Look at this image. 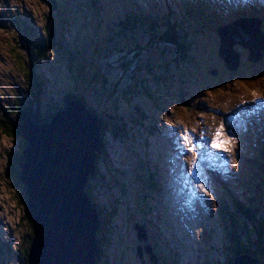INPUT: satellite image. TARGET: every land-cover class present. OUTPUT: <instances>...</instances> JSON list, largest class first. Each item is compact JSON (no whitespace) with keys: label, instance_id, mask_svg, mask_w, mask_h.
<instances>
[{"label":"rangeland","instance_id":"1","mask_svg":"<svg viewBox=\"0 0 264 264\" xmlns=\"http://www.w3.org/2000/svg\"><path fill=\"white\" fill-rule=\"evenodd\" d=\"M102 1L105 3L103 6L106 13L108 6L110 8L106 19H111L110 22L114 21L117 18V12H115L117 0H111L110 5L107 0ZM82 2L88 4L90 0H82ZM204 2L206 5H213V7L217 4L216 10H221L220 7L224 6V11L229 10L231 17L241 4V0H220L219 3L215 0H204ZM137 3L148 11L154 7L163 13L167 12L165 4L179 7L181 14H184V7L186 8L183 0H137ZM202 5L188 9L187 18L192 21L206 19L209 22L205 21V25H202V22L194 21L190 28L186 29L183 26L179 29L187 33V42L191 44L190 56L195 57V52L200 48L198 51L202 52L210 66H205L201 71L192 68V75L187 76L185 73L187 65L179 57L175 48L170 45L160 48V55L158 53L143 55L141 59L148 65L155 66L152 74L146 73V70L140 74L145 80L144 88L148 90L149 95L145 96L140 89H137L136 95H128L124 99L118 98L108 106L99 99V83L89 84V82L80 80H82L83 74L90 77L93 75L92 73L106 72L108 64L117 62L121 47L123 46L129 52L133 50V43L127 44V41L120 39L119 36L115 38L106 33L104 36L99 35L97 43L104 44V40H108L107 46L112 45V47H106L107 51L100 54L93 53V47L96 44L87 38L80 11H76L78 13L63 12V18H58V15L50 9L47 0H0V213L4 218L8 217L10 227L14 230V233L7 237L0 232V242L7 244L2 247V252L5 255H10L11 246L9 243L15 249L22 250L31 237V244L32 236L30 234H33V229H31L25 208L24 194L22 193L24 190L16 188L13 185V180L8 177L9 181L6 175L7 173L14 175L19 168L12 163L11 158L23 156L25 141L20 137L14 138L5 134L7 128L4 123L1 124V120L6 121V118L2 109L5 110L8 106L15 108L17 102L20 103L21 108H26L27 105H30V108L37 105L38 114L43 120H46L49 119L54 109L66 107L69 93H79L99 114L102 113L110 118L105 121L107 123V127L105 126L106 135L104 148L98 160V171L87 188L92 200L107 217V219L105 218L106 225L102 227L105 233L100 231V234H104L107 240L104 249L105 258L101 264H151L145 255L144 263L138 258L137 251L141 244L134 230L136 225H139L140 229L143 225L150 227L148 220H151L156 227L155 233L159 232L162 235L161 239H158L159 242H162V238H164L170 246H181L178 253L182 264H228L230 253L227 252L225 229L223 223L216 216L215 195L209 184L211 174L205 160L201 161V156L206 157L205 155L208 154L205 152L214 153V158L220 159V162H214L216 166L213 169L218 171L216 169L226 167L227 173L232 174L236 173V169L229 170L233 165L229 160L234 159L238 153L243 156L244 162L240 161L237 167L243 165L248 169L250 180L253 181L255 175L260 173L261 176L264 173L260 167H258V171L253 170L248 162L249 159H252L254 146V141L251 138H248L247 143L243 146L236 145V150L227 149L224 145L233 146L225 141L221 142L219 139L220 135H224L220 131L223 125L226 130L231 131L230 125L223 122L221 114L224 109L227 111V103L236 98V95H243L247 89L260 85L264 81V72L258 76V80L261 81L258 83L246 80L239 74L234 78L233 75H226L223 79L217 75L208 74V71L224 69L217 57L220 43L214 39L215 35L217 36L216 32L210 37L211 30H205L202 35L199 31L205 27L214 26L212 21L216 22V29L220 28L222 25L219 21L222 17L216 12H211L209 19L212 21L209 20L202 11H205L207 7L205 5L202 7ZM220 14L224 15L223 18L227 17L223 11ZM161 18L162 15L159 14L158 19L161 20ZM49 21L52 23L50 29L57 32L59 36L61 35L66 50L58 53L57 56L55 54L48 55V59H50L48 64L37 63L36 54L34 61L30 63L29 57L25 56L26 43L32 41V38L36 40L34 43L43 42L46 36L44 27L49 25ZM179 23H182L181 19H179ZM28 27H30L29 31L26 30ZM127 32V35L136 43L139 42L142 46L146 43L145 34L141 30L137 29L133 33ZM84 39L85 41H83ZM102 49V47L99 48L100 51ZM242 54L245 59L248 58L245 56L246 52ZM246 62L248 61L246 60ZM24 64H29L34 69L36 83L32 88V82L29 81L31 77L25 74ZM156 66L159 70L156 69ZM52 68H54V73L50 72L49 74L48 70L51 71ZM90 69L92 73L89 72ZM248 70L250 68L246 67L243 72ZM172 78L175 83L170 82ZM220 80H229L230 87L223 89L224 86H221V83L215 84ZM178 81L181 82L180 85L177 83ZM200 82H202L200 85H206L203 89L199 87ZM40 83L43 84L40 86ZM163 83H168L169 86L163 88L165 85ZM179 88L184 91L188 89V92L180 93L181 89ZM163 95H168L169 101ZM38 98L39 102H37ZM155 99L165 101L163 102L166 105L165 110L174 121L170 115L168 119L171 122L166 120V113L162 107L153 111L155 107L151 105V101L154 102ZM245 99L249 103L252 101L251 97ZM32 102L33 104H31ZM219 103L221 104L218 106ZM263 103L264 97L260 101L254 102L257 106ZM189 105L191 108L188 107ZM134 108L141 112L140 116L136 117ZM158 121L161 123L160 125ZM192 122L197 124L193 129ZM225 128L223 127L224 132ZM168 137L173 138L179 144V149L176 150L177 155L173 158V163L169 165L178 181L168 182V186H165L163 181L167 179L162 176L163 178L159 181L162 187L159 189L160 192H151L147 200L146 198L142 200L143 186L148 184L147 179L150 176L148 168L158 162L157 154L162 152L163 155H171L166 144ZM214 138L216 147L212 146ZM218 145H221L222 149L218 148ZM171 147L175 146L171 145ZM144 162L147 169L144 168ZM183 163L187 166V174L184 176L181 172ZM160 166L161 164H159ZM226 182L232 187L236 185L231 181ZM177 184H180L179 190L176 188ZM229 186L228 188H231ZM248 187L251 193L262 189L258 186L256 189L251 184H248ZM164 191H167L166 194ZM235 193L241 195L242 187ZM151 195L155 199L150 198ZM200 200H203L207 205H203ZM261 202L264 204L263 198ZM242 203L251 205L250 201H242ZM107 230L110 232L109 236L106 233ZM206 237L211 239L210 244L215 249L214 251L208 252L203 247V240ZM14 239L16 242L13 241ZM165 252L167 253L168 250L165 249ZM24 253L22 255L18 252L14 254L9 258L8 264H26ZM261 261L258 263L264 264ZM166 262H159V264H170L168 261ZM1 264L4 263L1 262Z\"/></svg>","mask_w":264,"mask_h":264},{"label":"water","instance_id":"2","mask_svg":"<svg viewBox=\"0 0 264 264\" xmlns=\"http://www.w3.org/2000/svg\"><path fill=\"white\" fill-rule=\"evenodd\" d=\"M226 30H220L221 56L235 70L238 61L230 38L237 37V31ZM68 106L52 117L51 124L35 116L37 105L20 116L24 160L11 178L16 188H24L33 227L28 264H97L99 257V215L86 187L96 172L105 123L81 99ZM138 237L146 241L140 231ZM139 256H143L142 249ZM235 264H258V259L244 254Z\"/></svg>","mask_w":264,"mask_h":264},{"label":"trees","instance_id":"3","mask_svg":"<svg viewBox=\"0 0 264 264\" xmlns=\"http://www.w3.org/2000/svg\"><path fill=\"white\" fill-rule=\"evenodd\" d=\"M60 5L64 4V5H71V7L73 9L79 8L80 4L75 2L78 0H73V2H71L70 0H49L50 2V9H52L53 12L58 11L59 8V2ZM78 4V5H77ZM98 13L101 16H103L102 14L104 13L103 8L101 10H99L98 8ZM99 18V16H98ZM128 20L127 25H124V23H117L115 24V26H118V29L116 30L114 29V32L116 34V36L119 37H123L126 38L127 35V31L130 32H134L137 31L138 29V23H139V27H141L142 29L145 28L146 29V25H151L146 29V35L149 36L150 38V42H152V46L151 44L148 46V48H146L145 46H141V44H138L139 47L135 48L134 51H129L127 52L126 48H124L123 46L121 47V51H120V56L117 57V62H112L110 64H108V69H105L106 72H98V73H92L91 69L89 72H91L93 75H91L90 77H88L86 74H83L82 80H80L81 82L85 81L86 83L89 82L90 83H99L101 84V90L99 93V99L103 102H105L106 104L112 105V103L118 99V98H125L128 95H136L137 94V89H140V91H143L145 93H147L149 95V92L146 88H144L145 86V80L144 78L140 75L141 72H143V70H146L147 73L152 74V70L153 68H155V66L153 67L152 65H148V63L146 61H142V56L145 53H158L159 55L161 54L160 52V48L162 47L161 45H165V44H182L179 46L180 49L186 53L188 44L187 42L181 40L178 35L175 32V28L174 27H167L166 28V32L164 35V29H161V26H158L155 22L153 21L152 24L149 23V19L147 16L145 15H129L128 17H126ZM102 20V18H101ZM51 22L49 21V25L45 26V40L43 42H39V43H34L32 42V45H28L26 50V54L25 56L29 57V62H33V58L34 55L36 54L38 60L37 63H46L47 59H48V55H53L55 54V56L58 55V53L60 52H64L63 50L65 48V45L63 44V39L61 37V35L59 36V34L57 32H53V30L50 29L51 26ZM137 25V26H136ZM112 26H109V30L112 29ZM27 31L30 30V28H26ZM101 30L102 29V24L101 26L97 29V30ZM99 30V31H100ZM113 31V30H112ZM163 32V33H162ZM174 32V33H173ZM113 32H109V34L112 35ZM128 49V48H127ZM80 51V50H79ZM31 58V59H30ZM71 59V57H70ZM29 63V64H30ZM151 64V62H149ZM204 61L198 64H195L194 66L197 69H200L203 65ZM24 64V68H25V74L28 77H31L32 80V73H31V69L30 66ZM223 64V63H222ZM93 65V64H90ZM264 66V63L257 65V70L256 71H252L251 73H239L240 76H242L243 78H246V80H252V82H261L260 80H258V76L261 74V67ZM92 68H94L92 66ZM160 68V67H159ZM157 69V66H156ZM154 69V70H156ZM159 70V69H157ZM223 72H225L227 74V72L223 69L220 70V75L218 77H220V79L225 78L226 74H223ZM105 74V75H104ZM229 74V73H228ZM232 75V74H229ZM236 77V75H233V78ZM29 79V81H31ZM110 80V81H109ZM169 80V79H168ZM167 81V80H166ZM229 80H220V81H216L215 84L217 83H221V86H224V88H228L230 87V84L228 83ZM31 88L33 87V81H31ZM171 83H175L174 78H172L170 80ZM203 82V81H202ZM200 82V83H202ZM179 85L181 84L180 81L177 82ZM199 83V85H200ZM43 84V83H42ZM40 83V86L42 85ZM165 85H163V88L165 86H169L168 83H163ZM214 84V83H212ZM39 86V85H38ZM206 85H200L199 87H205ZM253 87H251L250 89H252ZM40 89V87H39ZM43 89V88H42ZM181 89V88H179ZM179 89H178V93H179ZM77 91V90H76ZM75 92V91H74ZM188 92V89L184 90H180V93ZM145 96H148V95ZM80 97L81 95L78 93H70V97L67 98V100L69 101L70 99L74 98V97ZM168 96V95H167ZM165 98V96H163ZM83 98V97H82ZM37 102H39V98L37 100ZM34 102V103H37ZM165 102L163 99L160 100H156L154 101V105L155 108L157 109L158 107H162L164 109V113H166L165 111V107L166 105L163 103ZM68 103V102H67ZM33 104V102L31 103ZM22 106L20 105L19 102H17V104H15V108H11L10 106H8L6 108V110L4 111L5 118L6 121H3V119L1 120V124L4 123L5 127L7 128V130L5 131V134H8V136L10 137H20L22 138L21 134L19 133L18 130V123H21V114L23 113L24 109L21 108ZM54 108H56L53 105ZM52 107V108H53ZM189 107V106H188ZM53 108V109H54ZM92 110V109H91ZM41 111V110H40ZM93 113L99 117H104V115H102V113H98L95 109L92 110ZM49 119H42L43 121H46L48 123H52L51 121V116H49ZM106 117V121L110 120L109 117ZM163 117V116H162ZM110 122V121H109ZM1 127V126H0ZM104 133H105V129L101 130V139H104ZM259 154L262 156V160L264 159V146L259 143ZM12 163L16 164L17 167H21L23 165V156L20 155V157L15 156L14 158L12 157ZM249 163H253V161H251V159L248 161ZM259 176V179L261 180L262 184L260 186V188L264 189V173L261 174H257ZM11 176V175H10ZM95 175L90 176V181L93 180ZM96 177V176H95ZM150 183V184H149ZM153 187L154 190H157V185H155V181L153 182L150 178V180L148 179V184L146 186V190L148 191L149 186ZM24 190V188H22ZM231 199V198H230ZM230 203L233 206V209L238 217L237 221H232L233 224L229 225V228L231 229V244H232V248L228 249V252L230 253V260L228 262V264H234L236 261V258H238L239 256H242L244 254H251L254 255V257H256V259H261L260 261L262 263H264V207L260 206L259 204L261 202H259V204L256 202V200L254 199V201L252 202L251 205H247L248 208L245 205H242V203H240L237 200L231 199ZM25 208H26V212L28 215V219H29V223L31 226V229H33L32 225H31V220H30V216H29V212L27 209V204H25ZM224 212L226 213V209H224ZM223 211L220 210V216L222 218V220H228V218L226 217L225 213ZM99 213H100V223L101 226H105L106 225V221L105 218L107 219L106 215L99 209ZM233 213V212H232ZM101 231H103V228L101 229ZM104 233V232H103ZM32 236V240H33V234H30ZM30 239L27 241V244L25 246L24 249L19 250L18 249V253H20L21 255L24 253V257H25V261L26 264H28V256H29V249H30ZM97 244L100 248V252H99V258L97 260V264H99V262H101L104 258H105V245L107 243V240L105 238V235L102 233L100 234V231L97 234ZM247 243V244H246ZM153 248L154 250H158L157 247L155 246V244L153 243ZM158 252V251H157ZM10 256H13V252L10 251ZM162 262L167 263L166 261H168L170 263V261L165 258V257H161ZM171 264V263H170Z\"/></svg>","mask_w":264,"mask_h":264},{"label":"bare ground","instance_id":"4","mask_svg":"<svg viewBox=\"0 0 264 264\" xmlns=\"http://www.w3.org/2000/svg\"><path fill=\"white\" fill-rule=\"evenodd\" d=\"M198 2V1H197ZM224 2V1H223ZM197 4H201L202 5V3L200 2V0H199V3H197ZM229 4V3H228ZM200 5V6H201ZM219 7V6H218ZM224 7V6H223ZM225 8V7H224ZM210 11V13H211V10H209ZM219 12V15H221L220 14V12L222 13V10H218ZM227 13H226V18H230V16H231V13H230V11L229 10H227L226 11ZM224 14V13H223ZM246 14L248 15L249 13L248 12H246ZM222 16V15H221ZM220 16V17H221ZM224 16V15H223ZM223 16H222V18H223ZM34 34V33H33ZM190 45H188V47H189ZM52 117H53V115H51V120H52ZM50 118V117H49ZM99 119V118H98ZM103 128V130L105 129V127H102ZM169 142V141H168ZM174 142V139H172V143ZM169 144H170V142H169ZM171 145V144H170ZM205 154H208V155H205L206 157H202L201 156V159L204 161L205 160V162L208 164V166L210 167V169L216 174V176L217 177H219L218 175H219V173H218V171H215L214 169H212V167L213 168H215V163L214 162H216V163H219L220 162V159H217L216 157L214 158V153H210V152H205ZM182 167V170H181V172L183 173V176L184 175H186L187 174V166L186 165H184V166H181ZM217 170V169H216ZM218 170H220V169H218ZM229 170H231V168H229ZM96 171H98V161H97V163H96ZM158 174V173H157ZM150 178H151V180L154 182L155 181V179H154V177H153V175H152V173L150 172ZM227 178H228V180H229V176H227ZM166 179H174V180H176V181H178V179L176 178V177H173V176H171L170 174H167L166 175ZM219 180H221V182H223V180L219 177ZM183 183V182H182ZM160 184H161V182H160ZM163 184L165 185V186H168V181L167 180H165V181H163ZM181 184V183H180ZM180 184H177L176 185V188L179 190V188H181L180 187ZM155 185H157L156 184V182H155ZM229 187H232V186H229ZM168 190V189H167ZM188 190V189H187ZM166 192L167 191H164V194H166ZM200 202H202V204L203 205H207V203H204V201L203 200H200ZM190 207H192V206H190ZM179 208H183V207H179ZM99 209V208H98ZM159 233V232H158ZM156 234V233H155ZM157 236H158V234H157ZM162 235H160L159 236V238L161 237ZM157 242L158 243H160V244H162V242H159V240H158V238H157ZM145 256L146 257H148V260H150V262H151V264H154V260H155V257L152 255V254H149V253H147V254H145ZM139 259H140V261L142 262V263H144L145 261H144V255L143 256H141V257H139Z\"/></svg>","mask_w":264,"mask_h":264},{"label":"snow or ice","instance_id":"5","mask_svg":"<svg viewBox=\"0 0 264 264\" xmlns=\"http://www.w3.org/2000/svg\"><path fill=\"white\" fill-rule=\"evenodd\" d=\"M212 146H213V147H216V140H215V138L213 139Z\"/></svg>","mask_w":264,"mask_h":264},{"label":"clouds","instance_id":"6","mask_svg":"<svg viewBox=\"0 0 264 264\" xmlns=\"http://www.w3.org/2000/svg\"><path fill=\"white\" fill-rule=\"evenodd\" d=\"M23 139V138H22ZM25 141V140H24ZM25 143V142H24ZM26 146V143H25V145H24V147ZM13 179V178H12ZM89 184V183H88ZM88 184H87V187H86V189L88 188ZM89 196H90V194H89Z\"/></svg>","mask_w":264,"mask_h":264}]
</instances>
